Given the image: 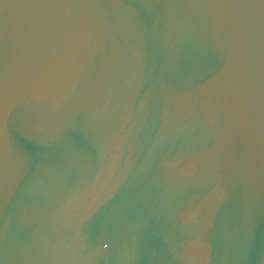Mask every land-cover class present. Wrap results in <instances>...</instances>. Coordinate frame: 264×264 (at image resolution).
I'll list each match as a JSON object with an SVG mask.
<instances>
[{"label": "water", "instance_id": "1", "mask_svg": "<svg viewBox=\"0 0 264 264\" xmlns=\"http://www.w3.org/2000/svg\"><path fill=\"white\" fill-rule=\"evenodd\" d=\"M0 264H264V0H0Z\"/></svg>", "mask_w": 264, "mask_h": 264}]
</instances>
